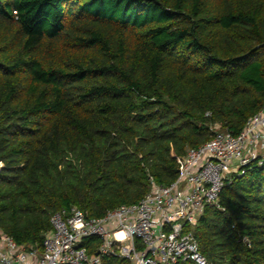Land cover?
<instances>
[{
    "label": "trees",
    "instance_id": "1",
    "mask_svg": "<svg viewBox=\"0 0 264 264\" xmlns=\"http://www.w3.org/2000/svg\"><path fill=\"white\" fill-rule=\"evenodd\" d=\"M263 107L264 0H0V230L41 250L58 211L138 203ZM218 204L194 228L206 264H264V162Z\"/></svg>",
    "mask_w": 264,
    "mask_h": 264
},
{
    "label": "built area",
    "instance_id": "2",
    "mask_svg": "<svg viewBox=\"0 0 264 264\" xmlns=\"http://www.w3.org/2000/svg\"><path fill=\"white\" fill-rule=\"evenodd\" d=\"M264 162V107L233 136L214 132L211 139L188 148L177 179L169 186L152 184L138 203L120 206L101 218H87L75 207L51 220L38 250L16 244L0 230V264H100L104 257L128 264H206L194 236L205 207L220 209L219 196L231 174ZM99 239L89 257L83 242Z\"/></svg>",
    "mask_w": 264,
    "mask_h": 264
},
{
    "label": "rangeland",
    "instance_id": "3",
    "mask_svg": "<svg viewBox=\"0 0 264 264\" xmlns=\"http://www.w3.org/2000/svg\"><path fill=\"white\" fill-rule=\"evenodd\" d=\"M215 131L216 132H222L220 129H218V128H215Z\"/></svg>",
    "mask_w": 264,
    "mask_h": 264
}]
</instances>
